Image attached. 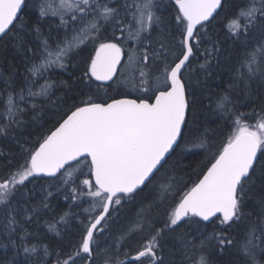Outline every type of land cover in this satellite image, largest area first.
<instances>
[{
  "label": "snow or ice",
  "instance_id": "1",
  "mask_svg": "<svg viewBox=\"0 0 264 264\" xmlns=\"http://www.w3.org/2000/svg\"><path fill=\"white\" fill-rule=\"evenodd\" d=\"M9 43L24 72H0V138L19 144L0 175V247L35 264H264V0H0ZM77 59L74 85L52 79ZM52 105L59 119L29 141ZM192 149L206 163L185 181L169 162ZM44 211L41 236L29 225Z\"/></svg>",
  "mask_w": 264,
  "mask_h": 264
},
{
  "label": "trees",
  "instance_id": "2",
  "mask_svg": "<svg viewBox=\"0 0 264 264\" xmlns=\"http://www.w3.org/2000/svg\"><path fill=\"white\" fill-rule=\"evenodd\" d=\"M162 3H167V0H161ZM230 13L226 10L224 13H221L219 17H217L214 22L213 31L220 34V38L223 40L225 36L224 26L226 23L227 16ZM0 72L4 74H8L11 72H24V58L21 53L17 52L16 49L9 44H0ZM80 74V65L79 60H73L71 64L68 65L66 70L56 69L54 74L52 75V79L55 81H67L68 85H74L76 77ZM43 83V81H41ZM4 87L3 80L0 79V89ZM76 89L74 87H60L55 90V96L63 97L67 103L70 105L73 101L72 98L75 96ZM57 111L54 105L49 106L48 110L44 113L40 114L39 121H32L31 117H29L28 124L26 125V131L32 133L27 136V139L31 142H35L37 137L41 135V127L47 129L52 128L53 124L56 120L59 119L58 116L54 115ZM211 128H216L215 125H210ZM218 131V129H217ZM219 141H217L218 143ZM19 155V144L10 140L0 138V175H3V168L7 164V160L5 157L13 159L15 162V158ZM174 161H179L175 164V175L178 178H183V180L187 181L189 178L192 180L196 179L197 174L203 168L206 163V153L203 152L202 149H192L190 152H185L182 157H173L169 162L172 164ZM47 178H40L37 181L36 188L37 192L35 196L31 197L33 205L37 204L39 200L42 198L40 192L38 191L39 185L43 184V181ZM28 188L32 189L33 185L28 184ZM54 191V189H53ZM141 202H143L142 198ZM56 211L59 212L63 208L64 201L62 198L59 201L53 202ZM86 206V205H85ZM139 205L136 202H132L131 204L125 205L120 209L119 216L115 223L112 224V232L115 234L124 225L127 221L132 218L134 213L138 210ZM66 210V209H65ZM51 213L44 211L41 213V216L38 222H33L29 225V231L35 230V232L40 233L43 236V233L46 231L44 221L45 219L50 218ZM18 220H23L22 211L17 215ZM213 228L209 225L207 232L211 233ZM31 242L35 243V237H30ZM45 239H51L53 243H55L54 237H46ZM7 241H5L6 243ZM29 247L31 244L28 245ZM234 259V256L225 253L222 257H215L214 264H230V262ZM5 261L12 262L14 264H35V260H28L25 254L20 251L17 254V250L12 246L8 248L0 247V264H5ZM177 264L179 261L177 260Z\"/></svg>",
  "mask_w": 264,
  "mask_h": 264
}]
</instances>
